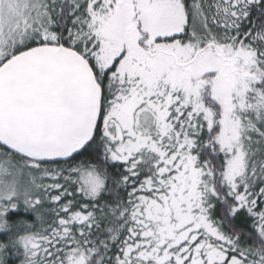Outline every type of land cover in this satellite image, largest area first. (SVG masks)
<instances>
[{
  "label": "snow or ice",
  "instance_id": "obj_1",
  "mask_svg": "<svg viewBox=\"0 0 264 264\" xmlns=\"http://www.w3.org/2000/svg\"><path fill=\"white\" fill-rule=\"evenodd\" d=\"M0 232V264H264V0H0Z\"/></svg>",
  "mask_w": 264,
  "mask_h": 264
},
{
  "label": "trees",
  "instance_id": "obj_2",
  "mask_svg": "<svg viewBox=\"0 0 264 264\" xmlns=\"http://www.w3.org/2000/svg\"><path fill=\"white\" fill-rule=\"evenodd\" d=\"M22 211V208H21ZM7 238V234L4 232H0V239H6Z\"/></svg>",
  "mask_w": 264,
  "mask_h": 264
}]
</instances>
